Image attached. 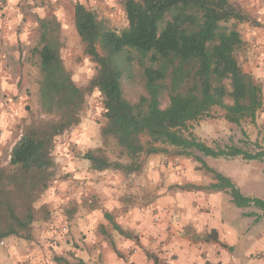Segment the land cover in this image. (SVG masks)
<instances>
[{
	"label": "trees",
	"instance_id": "16d2710c",
	"mask_svg": "<svg viewBox=\"0 0 264 264\" xmlns=\"http://www.w3.org/2000/svg\"><path fill=\"white\" fill-rule=\"evenodd\" d=\"M123 8L127 26L115 31L93 10L74 4L83 52L96 65L84 88L63 64L60 23L54 16L40 20L33 49L40 111L22 127L8 162L0 165V242L9 236L31 239L33 222L49 218V209L36 202L56 178L53 142L79 123L85 94L93 90L104 109L101 144L78 155L90 169L131 173L140 169L142 155L172 147V154L192 156L212 176L215 182L206 189H227L235 205L264 209V201L244 196L193 152L261 160L264 147L254 153L234 145L212 147L188 127L213 110L236 125L255 120L262 91L236 56L242 46L236 25L246 16L229 0H123Z\"/></svg>",
	"mask_w": 264,
	"mask_h": 264
},
{
	"label": "crops",
	"instance_id": "0c3cea01",
	"mask_svg": "<svg viewBox=\"0 0 264 264\" xmlns=\"http://www.w3.org/2000/svg\"><path fill=\"white\" fill-rule=\"evenodd\" d=\"M229 1L246 16L237 23L247 47L242 70L262 91L255 117L262 130L251 137L255 149L237 146L254 153L264 147V0ZM6 112L0 115V151L10 145V152L18 120L15 110ZM167 149L142 155L140 169L131 173L92 170L67 152L59 164L68 180L53 181L43 193L49 218L40 222L41 231L33 223L31 239L4 238L0 264H38L49 247L65 252L54 257L56 264H160L164 257L169 264H264V209L235 205L227 189H206L212 176L198 180L201 173L187 156ZM233 157L226 168L210 162L216 157L203 159L244 196L264 201V158Z\"/></svg>",
	"mask_w": 264,
	"mask_h": 264
},
{
	"label": "rangeland",
	"instance_id": "374dc122",
	"mask_svg": "<svg viewBox=\"0 0 264 264\" xmlns=\"http://www.w3.org/2000/svg\"><path fill=\"white\" fill-rule=\"evenodd\" d=\"M85 1L90 4L87 8L93 10L98 19L102 20L108 28L120 31L127 26L123 0H111L110 3L108 0H98L95 4H91L90 0ZM75 2L74 0H17L11 4L9 0H0V115L2 112L15 110L14 116L18 120L15 138L17 136L19 138L22 127L30 121L32 116H38L40 111L37 57L33 53L39 41L40 20L54 16L60 23L62 42L60 54L66 70L78 86L84 88L96 72V65L84 54L83 45L75 29L72 14ZM246 48L242 45L236 52L242 68L245 64ZM103 114L104 109L99 92L97 90L87 92L80 111L79 123L58 136L53 142L51 154L56 162V178L53 181L68 180V174L59 164L62 158H66L67 152V154L72 153V159L78 158L79 154L101 144L100 128L104 123ZM188 127L197 139L212 147L223 148L234 145L245 147L250 151L255 149L251 137L255 132L260 133L262 130V126L255 120L253 122L245 120L240 125L229 123L222 118L218 110H213L209 118L189 123ZM145 140L146 138L142 137V141ZM9 146L0 151V165L8 162ZM193 152L203 158L200 152ZM108 155L111 159L114 158L111 152ZM187 158L194 170L201 173L198 180L210 177L209 173L198 168L199 164L192 156ZM234 158L216 157L210 162L226 168L230 167ZM246 164L249 167L246 169H252L248 166V162ZM234 165L233 171L237 168V162ZM174 177H177V173H174ZM53 181L51 183H54ZM40 204L46 206L43 203V194L36 202V205ZM40 222L41 220L35 221L39 231H41ZM64 253L59 248L49 247L43 252L39 263L56 264L54 257L63 256Z\"/></svg>",
	"mask_w": 264,
	"mask_h": 264
},
{
	"label": "built area",
	"instance_id": "2783aa9c",
	"mask_svg": "<svg viewBox=\"0 0 264 264\" xmlns=\"http://www.w3.org/2000/svg\"><path fill=\"white\" fill-rule=\"evenodd\" d=\"M261 253H264V250L261 251ZM160 264H169V258L168 257H164L161 261Z\"/></svg>",
	"mask_w": 264,
	"mask_h": 264
}]
</instances>
